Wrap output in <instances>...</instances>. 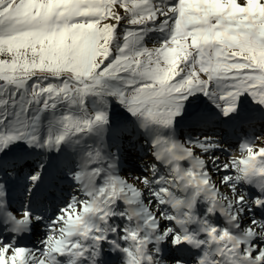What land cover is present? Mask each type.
Returning a JSON list of instances; mask_svg holds the SVG:
<instances>
[{"label": "snow or ice", "instance_id": "obj_1", "mask_svg": "<svg viewBox=\"0 0 264 264\" xmlns=\"http://www.w3.org/2000/svg\"><path fill=\"white\" fill-rule=\"evenodd\" d=\"M122 20L139 27L124 33V43L110 60ZM156 21L161 31L170 29L169 39L159 46L142 45L143 26ZM36 73L47 75L40 78ZM122 74H127L124 90L100 87L106 78L124 79ZM33 77L37 82L26 97L7 91L9 85L24 89ZM49 78L57 83L44 84ZM0 82V107L4 109L0 122L7 120L13 109L19 108L17 117L27 114L41 97V107L47 108L50 103L55 107L58 99L83 104L89 93L116 96L131 115L142 119V127L149 123L172 126L175 117L182 114L184 102L197 92L211 97L225 117L238 110L239 98L244 94L264 107V0H176L174 4L167 0H0ZM107 124V112L102 111L83 120L65 116L62 132L43 142L39 136L22 131L0 134V208L6 210L7 205L2 170L3 157L11 144L23 141L28 148L58 149L70 134ZM258 140L261 138L242 142L240 157L226 163H221L219 156L209 155L205 160L197 154V150L210 153L223 147L212 136L183 144L154 141L156 160L165 158L174 166L167 179L156 175L155 163L147 166L150 175L136 177L147 189V204L141 199L144 190L123 177L109 174L97 186L95 181L104 167L72 173L85 198L73 196L60 210L48 225V235L41 240L40 248L15 246V237L12 242L0 238V264H103L105 242L114 251L126 254V264H168L161 258L160 244L165 241L177 251L185 244L202 249L193 264H264V219L251 215L254 208L264 209V195L249 199L237 187L242 182H255L264 193V140L259 145ZM89 155L91 162L103 159L99 152ZM184 160H191L192 166L181 167ZM209 163L215 171L232 170L220 181L230 195L214 182ZM44 170L41 164L28 176L29 194ZM161 184L164 186L154 187ZM173 188L193 189L192 200L177 198ZM201 194L209 203L207 213L220 212L230 226L220 228L205 221L204 239L185 227L198 219L191 210ZM118 201L127 206L118 213L120 216L142 220V225L120 229L123 235L119 239L131 241L130 247L121 248L117 239L109 236L117 233V226L107 224L117 214L114 209ZM164 204L176 210L184 206L188 211L179 218L162 211L160 205ZM6 214L16 229L42 220L27 206L18 214ZM246 215L251 216L250 222L242 228L241 220ZM92 217L105 227L92 223ZM164 221H174L181 230L165 226ZM175 264L185 261L177 258Z\"/></svg>", "mask_w": 264, "mask_h": 264}, {"label": "rangeland", "instance_id": "obj_2", "mask_svg": "<svg viewBox=\"0 0 264 264\" xmlns=\"http://www.w3.org/2000/svg\"><path fill=\"white\" fill-rule=\"evenodd\" d=\"M176 0H167L168 4H174ZM171 24V20H170ZM139 26H132L126 20H122L119 27L116 29V38L113 41V55L111 60L116 55L115 49L124 43V33ZM145 31L143 33V40L141 44L148 47L159 46V44L170 37V29L165 28L163 31L159 28V21L154 24L143 26ZM151 29V30H149ZM107 63V61L105 62ZM37 76L43 78L46 73H36ZM124 79H105L100 87L110 90H124L126 88L125 80L127 74H122ZM37 82V78L33 77L24 89H17L15 86H7V91H16L18 96H25L26 93L31 91L32 85ZM47 83H57L53 78L43 81ZM2 84V82H0ZM215 88V86H214ZM201 93L197 92L195 95L190 96L184 102L183 112L181 115L175 117L174 123L170 127L149 123L142 127L143 123L141 118L131 115L126 107L118 102L116 96L106 95L104 93L96 94L89 93L84 97V102L81 104L78 100L73 102L68 99H58L54 101L55 107L51 103L47 108H42L44 98L41 97L39 103L33 102L30 111L27 114H21L17 117L16 113L19 108L12 110L8 114L5 121L0 122V134H15L24 132L27 135H37L40 141L48 137H55L62 132L63 118L65 116H72L78 119H87L92 117L96 112L106 111L108 115V124L96 126L92 131H86L79 134H70L66 140L59 145V148H45V147H32L28 146L23 141H18L11 144L7 151V155L3 157L4 161L7 158L16 159L25 156L28 158L40 152L43 155V160L37 164H30L31 167L29 175L36 170L41 164L44 166L41 180L38 182L37 187L29 194L27 189L31 183L28 176L20 175L19 178L10 177L5 182L8 191L6 210L0 208V238L5 242H12L15 237V246H21L28 249L40 248L41 240H43L49 232L48 225L55 220V217L60 213V210L65 207L73 196L85 198L80 186L73 179L72 173L77 171H88L96 167H104L105 171L95 181L97 186L103 184L107 176L115 175L125 178L129 183L135 184L141 190H144L142 201L147 204L150 197L147 194V189L136 179L150 175L147 166L155 163L157 166V176H163L165 179L170 177L174 165L167 162L165 158L156 160L153 155V143L158 139L166 140L168 143H185L187 141L202 138L204 136H212L217 138V142L223 147L212 150L210 153H201L197 150V154L201 158L208 160L209 155L219 156L221 163H226L232 158H239L241 155L240 145L245 141H254L256 137L264 140V107L255 103L253 98L248 94H244L239 98V108L232 115L225 117L221 111L214 106V101L208 97L207 104L212 106L216 113L210 110H203L195 108L199 104ZM192 107V108H189ZM4 109L0 107V114ZM238 116L240 122L237 126L233 127L232 119ZM231 122V123H230ZM261 140L256 141L259 145ZM113 144V146H112ZM118 147L115 148L114 145ZM44 149V150H43ZM99 152L103 159L99 162H91L89 155ZM86 157L85 159L79 158L80 156ZM31 160V159H30ZM25 162V161H21ZM73 165L65 167L64 170L58 168V164ZM181 167L187 169L192 166L191 160H184ZM111 164L112 167L108 168L107 165ZM210 174L213 176L214 182L221 191L229 193V189L220 185L223 175H231L232 170L215 171L212 165H207ZM6 169L5 171L7 172ZM4 172V173H6ZM155 179V177H153ZM26 181V182H25ZM155 185L154 187H161ZM169 187H172L169 185ZM239 191L248 194L249 199L257 196L264 195L259 190V186L253 183L242 182L237 185ZM177 198L184 201L192 200L194 191L191 188L187 190L181 188L172 189ZM155 201L153 200V206ZM27 206L28 211L33 216H41L42 220L34 221L27 234L22 233L21 229H16L10 218L7 216L6 211L13 213H20ZM209 203L207 199L201 194L194 202V207L191 210L192 214L198 219L186 223L185 227L192 233H199V238H206L202 232L205 226L204 222L208 224L219 226L220 228L230 227L225 217L220 213L208 214L207 208ZM126 205L118 201L114 211L117 213L109 220L107 227L117 226V233H109L111 239H117L118 243L123 247H130L131 241L119 239L123 232L120 229L125 227H137L142 225V220H127L120 216L118 213L126 209ZM160 209L167 214L183 218V214L188 209L182 206L179 210L173 209L170 204L160 205ZM251 215L264 219V209H253ZM250 215H246L245 219L241 220V227L250 222ZM91 222L98 224L100 227L105 225L100 222L96 217L91 218ZM165 226L177 227L174 221H164ZM234 232L239 230L232 229ZM142 235L147 234L142 232ZM264 235V233H262ZM149 247H153L152 244ZM103 248V264H126L127 256L120 250L114 251L112 246L108 243L102 245ZM161 258L168 261V264H175V259L182 258L185 264H193L194 258L200 254L202 249H195L185 244L181 246V250L173 248L170 241H165L160 244ZM195 253L194 255H191ZM63 259V258H61Z\"/></svg>", "mask_w": 264, "mask_h": 264}, {"label": "trees", "instance_id": "obj_3", "mask_svg": "<svg viewBox=\"0 0 264 264\" xmlns=\"http://www.w3.org/2000/svg\"><path fill=\"white\" fill-rule=\"evenodd\" d=\"M13 110H15V109H13ZM112 146H113V144H112ZM114 147L117 148L118 145L115 144ZM40 152H44V151L40 150ZM40 152L36 153L35 155H33V156L29 157V158L27 156H25L26 159H23V157L16 158V159H13V158L12 159H10V158L5 159V167H4V169L2 171L4 173V172H6L5 171L6 169H9V170H7V172L8 171H12L13 175L9 176V175H7V172L4 173V175H3L4 183L10 177L19 178L20 175L28 176L32 169H31L30 166H27V165H30V164H34L35 165V164H37V163H39V162H41L43 160V158H42L43 155ZM79 158L85 159L86 157L81 155ZM21 161H25V162H21ZM64 165L65 166H63L62 164L59 163L57 166H58V168H60V170H64L65 167L69 168L70 166H73L71 164L70 165L69 164L68 165L64 164Z\"/></svg>", "mask_w": 264, "mask_h": 264}, {"label": "bare ground", "instance_id": "obj_4", "mask_svg": "<svg viewBox=\"0 0 264 264\" xmlns=\"http://www.w3.org/2000/svg\"><path fill=\"white\" fill-rule=\"evenodd\" d=\"M208 100V96H204L203 94H201V97H200V101H199V104L198 105H195L194 107L195 108H200V109H203V110H210L212 113H216V110L210 106L209 104L206 103V101ZM189 108H192V107H189ZM240 122V119L239 117L236 115L234 116V118L232 119V123L233 124V127L237 126ZM29 226H25L23 229H21L22 233H25L27 234L28 231H29ZM161 252H164V251H161ZM195 253H192L191 255H194Z\"/></svg>", "mask_w": 264, "mask_h": 264}, {"label": "built area", "instance_id": "obj_5", "mask_svg": "<svg viewBox=\"0 0 264 264\" xmlns=\"http://www.w3.org/2000/svg\"><path fill=\"white\" fill-rule=\"evenodd\" d=\"M215 84L212 85V87L214 88Z\"/></svg>", "mask_w": 264, "mask_h": 264}]
</instances>
